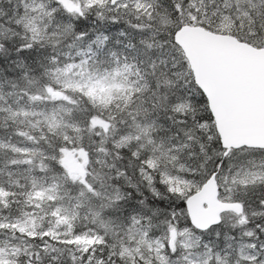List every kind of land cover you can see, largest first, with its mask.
Returning a JSON list of instances; mask_svg holds the SVG:
<instances>
[{
  "label": "trees",
  "instance_id": "1",
  "mask_svg": "<svg viewBox=\"0 0 264 264\" xmlns=\"http://www.w3.org/2000/svg\"><path fill=\"white\" fill-rule=\"evenodd\" d=\"M228 2V1H227ZM228 9L225 10L222 5L219 6L220 13H228L233 19V26L228 33L236 36L240 40L249 42L256 46H264V9H253L248 2H240L238 5L234 2L230 4L228 2ZM0 7L8 10V15L12 16V4L3 3ZM67 11L64 16L55 15L53 17L54 22L59 21V27L61 28V37L55 39H44L48 43H59L63 39L65 31H71L67 25L71 24L75 26L78 18H83L86 23L81 27L87 28L88 31L95 29H105L112 34V41L120 40V44H114L109 42V48L115 50L118 55L116 57H110L106 54H101L98 57H90L86 54V41L81 44L77 43L72 49L61 46V59L58 67L60 69L68 70L70 73L77 74H92L100 73L107 79L116 76L126 84H131L134 87L128 88L124 91L114 92L113 94L106 96L103 94H89L79 90H67L60 89L57 84L53 82L52 75H49L47 82L42 84H33L23 86L24 98H21L20 92L15 91L14 94L9 97L7 92L3 94L6 103L13 105L14 102L22 104L30 111L37 110H49L51 108H57L62 104L70 107L72 116L68 113L65 114V119L72 124L74 121H79L78 126L83 127L84 121H88V125L93 127V133L89 137L84 135L83 139H79L80 134L75 133L70 127L65 128L64 131L56 130L59 137L60 144L66 149L64 153H59L57 149V159L48 162L34 157L30 153L17 154L11 150L0 149V166L3 163L11 162L20 164L21 161H27L33 167L36 173H42L40 170L41 165L45 164L48 167L50 175L56 173L54 179H56L58 188V194L63 195L61 199L69 201L74 194L85 193V198L89 200L85 205L75 208V231L84 230L82 225H87V228L106 231V249L107 253H116L120 249V245L124 243H132L134 241L127 240L129 238L128 231L125 230L128 224V216L130 215L133 206L135 205V199H141L149 195L147 187L143 190V196L130 198L123 202L120 210L108 211L103 216H97L96 213L100 210V206L96 204L95 199L90 198L91 191L94 189H116L125 183V180L120 173H125L129 177L133 175V171L139 173L141 167H146L145 158L149 150L145 148L143 141V135H139L138 138L128 143L118 144L115 142L117 137L125 133L130 128V124L136 121H151L155 127L147 136L155 142H159L162 135H165L163 139L165 146L163 149L168 154H181L189 156L191 151L198 152L200 147H197L200 141L206 146L210 141L204 139L206 136H210L213 140L220 142L219 135L215 128L214 118L208 106V101L204 93L196 85L193 73L190 69L188 61L180 48L175 43L174 36H153L151 29L158 26L159 20L155 24H150V18L154 16L152 12L149 19L144 18L139 13H122V12H109L93 10L86 15H73L76 12L64 7ZM218 11V12H219ZM217 11H214L217 15ZM245 12L247 15H245ZM219 13V14H220ZM72 14V15H71ZM139 16V21L135 20V17ZM119 20V27H111L112 21ZM97 20L100 22L97 23ZM125 21H131L134 27L148 30L147 32H138L134 30V27H129ZM57 23V22H56ZM192 23L202 25L212 31L215 30L213 22H200L198 20H191L189 17H185L183 24ZM182 24V25H183ZM62 27H61V26ZM92 26V27H89ZM21 32L26 34L22 29ZM118 30H123L128 33L127 38L116 36L115 33ZM162 32H168V29H161ZM176 32V31H175ZM259 32V35H253V33ZM146 41V44H151V52L146 51V44L140 43L141 39ZM18 42V41H17ZM135 43L136 47L129 49L128 44ZM163 45L161 47L160 45ZM42 52L43 50L40 49ZM107 52V49L105 50ZM85 53L81 55L80 53ZM71 56L73 58H68ZM127 57V59L125 58ZM155 65V67H153ZM35 67V65H33ZM12 65H9V69H12ZM37 68V73H39ZM115 74V75H114ZM187 101V106L182 110L175 109L176 106ZM87 109V111H84ZM5 112L0 111V137L8 135V137H18L27 140L29 147L39 148L47 151V154L53 155L51 148H49V141L55 143L57 136H54L50 128L41 126L42 132L38 134L32 127L28 128L23 125L24 131H15L14 129L19 123L11 117L2 116ZM203 117V120L200 118ZM5 120V122H3ZM186 121V123H181ZM7 124V127L2 126ZM9 129V130H7ZM32 134L30 135L29 132ZM10 130H13L12 132ZM191 132L193 143L196 144L195 148L186 145L185 132ZM68 135L71 138V143L63 141V136ZM47 137V139H45ZM27 138V139H26ZM12 140H17L16 138ZM221 143V142H220ZM180 146L181 149L176 148L175 152H169L170 145ZM157 145L162 146L161 143ZM154 147V145H153ZM191 148V149H190ZM211 154V149H207ZM236 151L243 150L245 154H250L247 151L261 150L260 148H248L242 147L240 149H233ZM242 152V151H240ZM156 158H161L156 154ZM201 154H198L200 156ZM193 162V159L189 162L182 160L180 164L189 166L190 172H187L188 177L194 178L195 181L202 185L207 179L206 176L197 175L193 176L192 172H200L196 165L202 162L197 159ZM243 157V156H240ZM102 158V160H98ZM192 161V162H191ZM160 163V161H159ZM169 163V162H167ZM166 163V168H171ZM27 164V163H26ZM132 167L129 168L128 165ZM110 167V170L107 168ZM165 168L163 164H155V167H147L150 172V176L154 181L160 178L161 169ZM211 165L208 166L211 171ZM76 177L74 183L68 181L71 180V176ZM67 176V180L65 177ZM7 176L0 172V189L7 190L8 195L5 200H0V211H3L5 215L14 220H20L29 216H34L36 224L48 225L55 216V205L58 204L56 200L50 198L49 194L40 192V194H33V189L28 183L23 186L21 183H10ZM88 178L87 181H85ZM103 183L104 187L100 185ZM111 185V187H109ZM123 192H126V188H122ZM249 195V194H248ZM249 195L245 201L249 202ZM119 218V219H115ZM152 227V222L149 224L147 221L144 223L138 222L133 227L139 228L143 232H147L150 235H156L160 231L167 228V224H160ZM146 224V225H144ZM47 226L43 227L46 228ZM109 229H112L110 231ZM48 239V238H44ZM119 240L117 245H113L116 240ZM51 244L50 242H47ZM112 246V250L110 246ZM52 249L60 248L69 252V248L66 246V242L58 241L57 244L50 247ZM48 251V250H47ZM37 254V253H36ZM33 252V255H36ZM43 254V253H40ZM140 264H147L143 260H139Z\"/></svg>",
  "mask_w": 264,
  "mask_h": 264
},
{
  "label": "rangeland",
  "instance_id": "2",
  "mask_svg": "<svg viewBox=\"0 0 264 264\" xmlns=\"http://www.w3.org/2000/svg\"><path fill=\"white\" fill-rule=\"evenodd\" d=\"M227 1L230 4L235 2L237 5L240 2H248V0ZM70 2L79 6V10L81 11L73 15H86L95 9L119 13L136 12L144 18L149 19L154 11L149 7L150 0H123L115 5H112L110 0H70ZM194 2L200 8L198 18L195 12L186 17L200 22H213L215 26L214 31L219 33L228 32L232 29L233 19L228 13H220L223 11L220 10L215 15L216 13L214 11L216 9L209 8L208 15H204V7L200 0H194ZM205 2L211 4L212 0H205ZM217 4L220 5V0H217ZM27 5V12L22 13L23 20L21 29L26 32L24 35L29 41H33V37L36 39H48L49 37L55 39L61 37L62 31L59 27V21L54 22L53 17L55 15H60V17L61 15L64 16L69 11L66 13L67 10L59 0H27ZM245 15H247L246 12ZM32 29H35V31H32ZM110 78L107 79L100 73L77 74L70 73L64 69H61L58 78L52 76L53 82L60 89L79 90L89 94L109 96L114 92L121 93V91L134 87L131 84H126L116 76ZM4 98L0 99V111L6 114L2 113L1 115L4 118L11 117L16 123H19L14 129L15 131L19 130L20 132L24 131L26 133L27 131L23 129L24 125L28 128L32 127V131L34 130L38 134L42 132L40 125L50 128V121L53 117L61 122L62 127L58 130L64 131V125L70 124L65 119V114L71 112V110L65 104L49 110L30 111L17 102H14L13 105L8 104ZM185 102L187 101L179 104L175 109L182 110L187 106ZM153 123L151 121H136L130 124V128L128 127L125 133L117 137L115 142L118 144L128 143L138 138L139 135L144 134L145 136L141 144H144L145 148L149 150L148 152L152 153L148 154L145 158V164L147 165L143 167L145 173L151 175L147 167L153 168L155 164H163L165 167L166 163L169 162L167 164L171 168L162 167L160 178L156 179V181H163L167 187H178L180 189L182 196H173V199L177 203H179L180 199L187 201L192 194L200 191L201 185L193 177H188L187 172H190L189 166L180 164L179 162H182V160L189 162L192 158H195L193 159V162H195L196 157L194 156L201 154V150L199 149L198 152H195V150L191 151L189 156L183 152L177 154L175 152L176 148L181 149L182 147H176L173 144L168 146L170 148L169 152L176 153V155L168 154L163 149V147H166L165 142H168L163 140L167 139L165 135H162L160 138L162 140H159V142H153L147 136L155 127ZM2 126L7 127V124H2ZM10 131L12 132L13 130ZM29 134H32L31 129ZM14 138L17 140H12ZM184 138L185 143L181 144V146L190 145L195 148L196 144L193 143L194 139L192 137L186 136ZM28 143L22 137L21 139L15 136L8 137V135H2L0 137L1 150H11L17 154L30 153L39 159H43L45 156H51L43 149L29 147ZM157 143H161L162 146L157 145ZM200 144H202L201 141L197 147H200ZM240 151L244 153L243 150ZM240 151L237 152L239 153ZM247 152L250 154H245L243 157L239 156L238 159L234 158L237 165H243V169H234L232 174L225 173L226 182L218 181L220 186L218 196L222 200L240 201L245 206L242 217L238 216L236 212H230L224 215L223 224L228 226L235 225L236 228L234 233L236 239L228 242L231 244V247L227 252L221 251L225 243L223 239L219 242L220 250L216 249V242L214 240L212 242L213 247L208 248V250L195 247L198 243L197 236L204 235V232L197 231L191 224L187 213L188 207L186 206L181 216L183 222L181 225L178 226L175 221H159L160 224L168 223V225L166 229L156 235H150L139 228L133 227L138 222L133 223L128 219V224L125 227L129 235L127 240L130 242V240L134 239V241L131 244L127 242L121 244L120 249L116 253H107L106 251H110V249H106L105 247L106 231L87 228L86 230L74 232L75 208L85 205L89 200L84 197L86 196L85 193L74 194L70 196L72 198L69 201L63 202L61 200L63 195L57 193L58 189L55 191L52 190V185H57V183L56 179L52 178V175L47 174L48 171H43L38 174L27 161H21L22 163L20 164H16L15 162L12 164L11 162L3 163L0 166V172L7 176L6 178L10 183H21L22 186L28 183L33 189V194L39 195L40 192L47 193L58 204L55 205L57 207L55 208V216L57 217L51 219L52 221L48 225H44V223L37 225L33 215L20 220H14L5 215L3 211H0V264H26V255L34 256L33 252L36 254L44 253L47 250L51 251L50 247L57 244L58 241L66 242V246L70 249L69 252L77 251V254H80L84 249H95L97 252L103 250L105 257L111 256L115 260V264H140L136 259L143 260L147 264H174V261L171 259L173 250H176L178 258H182L180 264H264V239H262V232H264V211L253 213V209L257 207L256 201L264 197V167H260L261 162L264 161V151L256 150ZM156 154L161 156V158H156ZM98 160L101 161L102 158ZM43 161L46 160L43 159ZM248 161H252V163L250 164ZM107 169L110 170V167ZM85 179V181L88 180L86 177ZM169 180H171V183H169ZM159 190L164 194V186H159ZM91 192V195L88 196L97 200L96 204L99 206L110 203L117 194L115 189L106 188L94 189ZM8 193L7 190L0 189V200H5ZM248 194L251 195L249 202L244 200V198L246 199L249 196ZM145 197H151V193ZM170 202L165 201V203ZM153 203L155 202L153 201ZM156 206L159 207L160 205L157 204ZM204 206H207V204L204 203ZM154 221H152V227L158 225ZM45 226L47 227L43 228ZM109 230L112 231V229ZM215 230L216 227H213L207 234L211 235V232ZM230 230V227L227 229L222 227L220 229L221 232ZM249 233H251L250 236L248 235ZM69 241H74V243L69 246ZM203 242V240L199 241V243ZM118 243L119 240L117 239L113 245H117ZM109 246L112 250V246Z\"/></svg>",
  "mask_w": 264,
  "mask_h": 264
},
{
  "label": "snow or ice",
  "instance_id": "3",
  "mask_svg": "<svg viewBox=\"0 0 264 264\" xmlns=\"http://www.w3.org/2000/svg\"><path fill=\"white\" fill-rule=\"evenodd\" d=\"M202 6L204 7V15H208L209 8L216 9L219 11V6L222 5L225 10L228 9L229 5L227 0H220V5L217 4V0H212L211 4L205 2V0H200ZM9 3L13 7L11 9L12 16L8 15V10L0 7V99L3 98V94L7 92L8 96L11 97L15 91L20 92L21 98H24L25 93L23 92V86L42 84L47 82L49 75L54 77H59L61 69L54 67L59 65L61 59V52L63 47L72 49L77 43H86V54L90 57H98L101 54H106L110 57H116L118 53L109 48V42L114 44H120V40L112 41V34L107 30L95 29L88 31L87 28L81 27L86 21L83 18H78L75 26L69 24L68 29H72L70 32L65 31L63 39L59 43H48L43 38L36 39L33 37V41H29L28 38L21 32V23L23 20L22 13L27 12L28 5L27 0H0V4ZM253 9L260 8L264 9V0H248ZM149 7L154 10V16L150 18V24H155L159 20V24L156 28L151 29L153 36H174L175 31L182 26L183 20L186 16L191 13H197V18L200 13V8L196 6L194 0H150ZM247 14V13H246ZM264 15V13H261ZM140 17H135L136 21H139ZM100 21L97 20V23ZM119 20L114 19L112 21L111 27H119ZM129 27H134L131 21H125ZM92 27V26H89ZM161 29H168V32H162ZM134 30L138 32H147L148 30L141 29L139 27H134ZM35 31V29H32ZM116 36L127 38L128 33L123 30H118L115 33ZM253 35H259V32L253 33ZM48 39H52L49 37ZM18 41V42H17ZM140 43L142 45L146 44V41L142 38ZM163 47V45H160ZM129 49L136 47L135 43H130L127 45ZM40 49L43 51L41 52ZM107 49V52L105 51ZM152 45L146 44V51L151 52ZM81 55L85 53H80ZM68 58H73L68 56ZM127 59V57H125ZM9 65H12V69H9ZM35 65V67L33 66ZM155 67V65H153ZM37 68H39V73H37ZM75 109L69 112L68 115L72 116ZM87 111V109H84ZM203 120V117L200 118ZM186 123V121L181 122ZM79 121H74L72 124L64 125L65 128H71L75 133L80 134L79 139H83L84 135L89 137L93 133V127L88 125V121H84L83 127L78 126ZM50 130L54 136H57L55 143L49 141V148H51L53 155L43 157L44 160H56L59 153H64L66 149L60 144L59 137L56 130L61 128V122L55 117L50 121ZM185 136H190L191 132L186 131ZM47 139V137H45ZM204 139L210 141L206 146L205 144H200L201 155L197 157L198 160L202 158V162L198 163L196 167L202 171L192 172L193 176L203 175L209 178H215L218 181L226 182L225 173L232 174L234 169H243V165H237L234 158L245 155L243 152H237L236 150L229 149L227 145L221 144L218 140H213L210 136L204 137ZM63 141L71 143V138L68 135L63 136ZM59 149V153H57ZM207 149H211V154H209ZM264 151V148L261 149ZM252 163V161H248ZM211 165V171H209L208 166ZM129 168L132 167L131 164L128 165ZM260 167H264V161L261 162ZM41 171H48V167L45 164L41 165ZM71 176V174H68ZM56 173H53V178H55ZM120 176L126 181L120 187L115 189L116 196L114 199L108 203L100 206V210L96 215L103 216L108 211L120 210L123 202L129 200L130 198L143 196V190L145 187L148 188L151 193V197H144L142 199H135V205L132 208L128 219L133 223L140 222L144 223L147 221L149 224L153 221H175L177 225H181L183 222L181 216L183 215V209L186 208V201L180 199L179 203L173 199V196H182V192L178 187H167L164 185L163 181H154L153 177L147 175L144 168L141 167L139 173L133 171V175L129 177L125 173H120ZM67 180V176L65 177ZM76 181L75 176H71L70 183ZM171 183V180H169ZM179 183V182H177ZM164 186V194L159 190V186ZM101 187H104L103 183ZM111 187V185H109ZM59 188V185H52V190L55 191ZM122 188H126V192H122ZM239 195V194H237ZM246 195V193H245ZM153 201L155 203H153ZM165 201H171L170 203H165ZM160 205L157 207L156 205ZM257 207L253 209L255 214L258 211H264V197H261L256 201ZM119 219V218H115ZM86 230L87 225H82ZM212 225L206 230L197 229V231H203L204 235L197 236L198 243L196 248H203L208 250V248L213 247V240L216 242V249H219V242L223 239L224 248L221 250L227 252L231 247L229 241L236 239L235 225L228 226L223 224V221L216 222V230L211 232V235L207 233L211 231ZM229 228L230 231L221 232V228ZM75 232V230H74ZM47 235V234H46ZM249 236L251 233L248 234ZM105 239H107L105 237ZM262 239H264V232H262ZM203 240V243L199 241ZM74 241H69L71 244ZM171 259L174 264H180L182 258L177 257L176 250L172 251ZM26 264H115V260L109 257H105L104 251L101 250L97 252L95 249H84L80 254L77 251L68 252L61 250L60 248L52 249L51 251H45L43 254L37 253L35 256L25 257Z\"/></svg>",
  "mask_w": 264,
  "mask_h": 264
},
{
  "label": "water",
  "instance_id": "4",
  "mask_svg": "<svg viewBox=\"0 0 264 264\" xmlns=\"http://www.w3.org/2000/svg\"><path fill=\"white\" fill-rule=\"evenodd\" d=\"M60 1L70 10L80 9L68 0ZM174 39L207 97L221 143L229 149L264 148V47L192 24H183ZM218 195V180L208 177L200 191L187 199V212L197 229L216 225L227 211L243 216L241 202L223 201Z\"/></svg>",
  "mask_w": 264,
  "mask_h": 264
},
{
  "label": "bare ground",
  "instance_id": "5",
  "mask_svg": "<svg viewBox=\"0 0 264 264\" xmlns=\"http://www.w3.org/2000/svg\"><path fill=\"white\" fill-rule=\"evenodd\" d=\"M203 92V91H202Z\"/></svg>",
  "mask_w": 264,
  "mask_h": 264
}]
</instances>
